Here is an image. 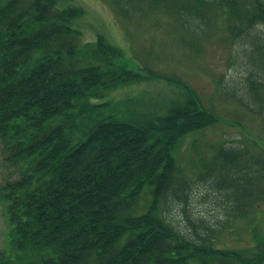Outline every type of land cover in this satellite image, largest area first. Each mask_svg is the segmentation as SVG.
Instances as JSON below:
<instances>
[{"label": "trees", "instance_id": "16d2710c", "mask_svg": "<svg viewBox=\"0 0 264 264\" xmlns=\"http://www.w3.org/2000/svg\"><path fill=\"white\" fill-rule=\"evenodd\" d=\"M108 1L128 51L101 32L86 40L74 0H0V144L12 170L0 184L8 238L0 264H264V215L252 222L264 204V150L222 142L231 149L211 152L230 172L218 178L212 164L205 176L194 167L180 176L187 135L221 118L188 81L133 51L137 28L166 27L195 62L221 19L233 58L252 68L249 102L235 86L232 94L264 117V0ZM158 78L178 89L169 100L114 99ZM203 184L200 201L214 193L223 208L215 222L192 206ZM237 219L255 227L252 243L219 244Z\"/></svg>", "mask_w": 264, "mask_h": 264}, {"label": "rangeland", "instance_id": "374dc122", "mask_svg": "<svg viewBox=\"0 0 264 264\" xmlns=\"http://www.w3.org/2000/svg\"><path fill=\"white\" fill-rule=\"evenodd\" d=\"M74 2L85 9V14L80 19L79 25L84 30L86 40L96 39L98 33L101 32L116 44L123 46L126 51L129 50L127 49L129 43L126 40L125 27L118 20V15L108 0H74ZM217 27L215 36L205 43L202 57L195 59L197 60L195 62L186 59L189 53L188 49L185 47L181 49V45L176 40H172L171 34L176 33L174 29L165 27L166 29L155 30L148 24L137 28L139 39L136 41L133 51L141 63H148L149 65H146L152 66L161 74H174L188 81L196 91L198 90L204 105L216 111L221 118L219 122L187 135L178 157L180 176L191 175L193 167L200 176H205L209 165L212 164L215 165L219 173L218 178L219 176L222 178L221 174L230 172L232 167L227 168L225 160L223 161L221 157L215 158L217 152L215 156L212 155L213 145L217 150L222 147L225 151L231 148L224 147V143L226 145H251L257 151L264 150L259 146V143L263 144L262 141H264V117L244 103V101L249 102L251 97L246 76L252 68L241 63V57L237 60L233 58L237 52V45L232 46L227 39L225 22L220 19ZM257 29L264 32V26H259ZM150 56L155 58L151 59ZM165 80L158 78L122 87L114 92V99L127 100V98L133 97L136 101L144 102L143 104L152 103L155 100L165 101V98L169 100L170 95L178 89ZM231 86L237 88L236 93L244 101L232 94ZM251 102H253L252 99ZM121 115L123 116V113ZM201 153H205L206 156L205 158L200 156L199 166L196 167L194 166L196 162L194 156ZM11 172L12 170L2 160L0 144V184ZM206 192H208V185H200L194 191L191 199L192 206L196 213L201 211L208 218L215 214L213 218H210L215 222L220 216L223 218V214L220 213L223 208L216 204L214 193L200 201L199 196ZM172 214L186 223L185 217L178 209ZM263 215L264 204L253 215L252 222L257 224L261 220L257 216L261 218ZM246 222L245 219L232 221L231 227L222 232L221 241L218 243L228 242L236 248L251 244L253 226H247ZM6 228L0 204V248L8 245ZM257 228L264 230V225L258 224Z\"/></svg>", "mask_w": 264, "mask_h": 264}]
</instances>
